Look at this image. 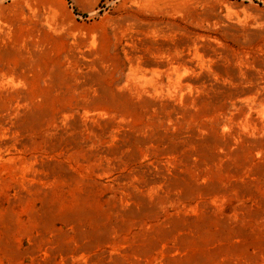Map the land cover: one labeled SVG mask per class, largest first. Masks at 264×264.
Here are the masks:
<instances>
[{"label": "rangeland", "instance_id": "rangeland-1", "mask_svg": "<svg viewBox=\"0 0 264 264\" xmlns=\"http://www.w3.org/2000/svg\"><path fill=\"white\" fill-rule=\"evenodd\" d=\"M0 264H264V0H0Z\"/></svg>", "mask_w": 264, "mask_h": 264}]
</instances>
